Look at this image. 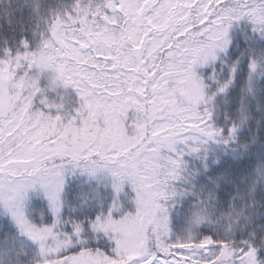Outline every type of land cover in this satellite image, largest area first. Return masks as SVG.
<instances>
[{
  "label": "snow or ice",
  "instance_id": "1",
  "mask_svg": "<svg viewBox=\"0 0 264 264\" xmlns=\"http://www.w3.org/2000/svg\"><path fill=\"white\" fill-rule=\"evenodd\" d=\"M0 264H264V0H0Z\"/></svg>",
  "mask_w": 264,
  "mask_h": 264
}]
</instances>
